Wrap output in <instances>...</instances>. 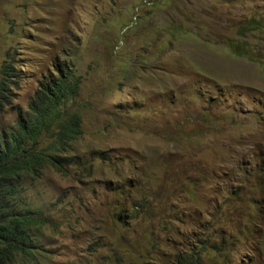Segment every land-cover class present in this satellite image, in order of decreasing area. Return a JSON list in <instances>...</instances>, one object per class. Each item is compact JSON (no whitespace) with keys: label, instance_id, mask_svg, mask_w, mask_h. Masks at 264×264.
<instances>
[{"label":"rangeland","instance_id":"rangeland-1","mask_svg":"<svg viewBox=\"0 0 264 264\" xmlns=\"http://www.w3.org/2000/svg\"><path fill=\"white\" fill-rule=\"evenodd\" d=\"M5 62L0 134L80 77L69 174L24 185L39 264H264V0H0Z\"/></svg>","mask_w":264,"mask_h":264},{"label":"trees","instance_id":"trees-1","mask_svg":"<svg viewBox=\"0 0 264 264\" xmlns=\"http://www.w3.org/2000/svg\"><path fill=\"white\" fill-rule=\"evenodd\" d=\"M250 30L251 26L243 27L240 35ZM54 67L26 110L19 111L15 123L0 134V264H39L43 249L38 242L47 220L30 207L24 195L25 181L40 178L49 168L67 177L72 164L68 153L82 134L81 116L68 111V104L78 96L80 77L66 62ZM14 72L13 65L5 62L0 115L13 107ZM45 136L53 139L46 149L41 148ZM179 264L195 262L186 258Z\"/></svg>","mask_w":264,"mask_h":264}]
</instances>
